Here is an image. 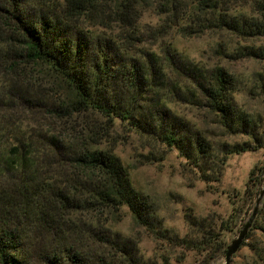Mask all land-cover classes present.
Here are the masks:
<instances>
[{
    "label": "trees",
    "instance_id": "trees-1",
    "mask_svg": "<svg viewBox=\"0 0 264 264\" xmlns=\"http://www.w3.org/2000/svg\"><path fill=\"white\" fill-rule=\"evenodd\" d=\"M202 35L220 58L264 63V0H0V264H143L114 229L123 209L141 227L156 219L116 153L126 139L147 164L174 151L212 190L231 156L264 149V116L236 103L264 96V80L180 51ZM263 177L250 170L248 201ZM196 225L197 237L152 230L226 253V228ZM250 226L264 264V194Z\"/></svg>",
    "mask_w": 264,
    "mask_h": 264
},
{
    "label": "rangeland",
    "instance_id": "rangeland-1",
    "mask_svg": "<svg viewBox=\"0 0 264 264\" xmlns=\"http://www.w3.org/2000/svg\"><path fill=\"white\" fill-rule=\"evenodd\" d=\"M155 20L153 15L147 14L148 23H153ZM178 47L189 58L207 67L217 61L222 62L225 69L240 80L247 81L254 78L264 80L263 62L230 56L220 58L214 53L213 41L208 35L181 39ZM4 79L6 76L0 71V82ZM19 97H16V100L22 103ZM236 103L243 110L264 116V96L253 97L240 93ZM187 111L188 109L184 112ZM202 130L212 138H217L220 134V130L213 125L211 119ZM235 139L238 142L244 140L239 136ZM137 146L135 141L126 139L116 153L128 167L136 187L143 196L147 197L148 206L154 212L153 216L156 219L149 221L151 226L141 227L135 224L130 214L123 209L121 220L115 223V231L135 244L140 263L143 264H224L225 254L200 251L177 240L163 239L155 235L152 229L166 228L171 235H177L179 238L187 235L197 237L200 231L196 222L203 220L217 232L220 226L226 228L221 234L227 248L243 230L254 210L258 194L248 201L243 196V192L250 170L254 166H259L263 167L264 171V149L231 156L226 163L220 185L212 190L197 180L196 175L184 164L185 160L174 151L162 160L147 164L141 162L136 155ZM234 195H236V203L233 205L231 198ZM261 201L262 198L257 209L260 208ZM189 222H195L193 223L195 225L190 226ZM250 225L251 223L228 264H253V253L250 246L245 245L251 242L252 237H256L255 233L250 232ZM247 233H251L250 239H246Z\"/></svg>",
    "mask_w": 264,
    "mask_h": 264
},
{
    "label": "water",
    "instance_id": "water-1",
    "mask_svg": "<svg viewBox=\"0 0 264 264\" xmlns=\"http://www.w3.org/2000/svg\"><path fill=\"white\" fill-rule=\"evenodd\" d=\"M263 194H264V179H263L261 190L258 194L256 201H255V206H254L253 212L251 213V217L249 218L248 222L244 226L243 230L239 233L238 237L236 239H234L226 249L224 264L229 263L231 256L236 252L237 248L239 247L240 243L242 242V239L245 236V231H246L247 227L249 226V224L251 223L252 217L255 215L257 206H258Z\"/></svg>",
    "mask_w": 264,
    "mask_h": 264
}]
</instances>
